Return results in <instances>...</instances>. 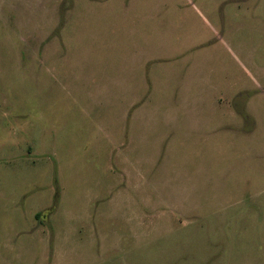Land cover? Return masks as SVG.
I'll return each instance as SVG.
<instances>
[{"label": "rangeland", "instance_id": "obj_1", "mask_svg": "<svg viewBox=\"0 0 264 264\" xmlns=\"http://www.w3.org/2000/svg\"><path fill=\"white\" fill-rule=\"evenodd\" d=\"M0 264H264V0H0Z\"/></svg>", "mask_w": 264, "mask_h": 264}]
</instances>
